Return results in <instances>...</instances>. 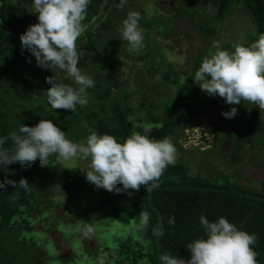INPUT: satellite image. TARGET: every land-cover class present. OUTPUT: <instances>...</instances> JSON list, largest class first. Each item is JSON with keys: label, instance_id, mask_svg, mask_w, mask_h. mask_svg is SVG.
Segmentation results:
<instances>
[{"label": "trees", "instance_id": "trees-1", "mask_svg": "<svg viewBox=\"0 0 264 264\" xmlns=\"http://www.w3.org/2000/svg\"><path fill=\"white\" fill-rule=\"evenodd\" d=\"M113 1L117 3L118 0H92L88 6L84 20L87 28L77 40L78 44L84 36L87 37L84 52L77 48L80 53L78 66H93L97 79L95 86L87 89L92 101L83 107L77 105L71 112L67 109L52 110L41 95L50 87L46 77L54 75L64 83L71 81L58 71L53 73L38 66L31 53L21 47L20 34L37 22L36 13L26 6L30 0H0V136L15 130L18 122L34 126L41 119L51 120L65 131L68 139L75 142L81 141L89 129L119 139L127 137L132 131L143 132L145 127H149V137L163 139L173 138L180 129L200 124L207 94L196 84L194 75L203 55L183 81L171 63L160 62L164 66L160 73L163 82L176 87L172 98L160 109L156 104L150 106L143 100L137 109L131 105L133 93L124 90L126 81L114 74L119 58L110 46L115 42L100 40V21L111 7L116 6H111ZM239 2L254 20L257 35L264 32V0H212L215 18L223 20L232 6ZM114 90H118L116 93H121V96H113ZM232 107L237 109L235 117H223L228 126L226 137L232 140L233 146L230 152L223 153V157H229L232 167H235L242 160L245 145L254 150L264 145V122L256 110L245 102ZM10 144L8 141L5 147ZM208 162L210 167L217 169L211 161ZM217 171L215 178H209L201 173H192L186 160L176 161L165 168L159 178V187L154 191L146 192L143 185L139 190H127L132 192V202L125 208L115 204L118 198L128 196L124 191L117 194L103 188L99 191L89 188L70 168L62 166L55 156L49 157L48 166L43 167L38 160L30 167L12 163L0 169V180L7 177L18 182L20 178H25L30 190H20L19 195H15L12 185L0 190V264H20L18 252L30 259L25 264H39L46 242H42L43 239L38 238L35 232V223L41 214L37 213L36 205L39 192L49 194L47 208L61 205L65 209L56 228L62 239L67 241L65 231H74L81 220L98 224L99 230L110 232V242L97 245L95 251L110 253L108 264H160L158 257L165 251L189 259L187 244L203 235L199 225L201 214L210 221L224 216L241 229L255 233L257 239L253 247L257 252V261L264 264V190L241 183L237 172ZM59 196L64 197L62 204L58 201ZM145 210L150 213L147 231L142 235L128 231L139 221L140 212ZM68 211H73L74 216L67 217ZM157 224H162L164 228L160 237L152 234V228ZM74 234L86 244L77 232ZM45 253L49 255L47 248Z\"/></svg>", "mask_w": 264, "mask_h": 264}, {"label": "clouds", "instance_id": "clouds-1", "mask_svg": "<svg viewBox=\"0 0 264 264\" xmlns=\"http://www.w3.org/2000/svg\"><path fill=\"white\" fill-rule=\"evenodd\" d=\"M92 0H30L31 12L36 13L37 22L29 25L20 34L22 49H27L42 68L64 73L71 83H64L57 76L46 77L50 85L43 91L47 105L53 109L75 111L76 106L88 104L90 96L87 89L95 86L94 78L78 66L80 53L77 40L86 31L84 23L88 6ZM127 0H119L117 8L123 9ZM141 13L128 10L117 27L120 38L127 42V51L138 52L144 47V30L139 24ZM232 51L222 48V42L212 41L207 55L203 57L194 79L201 91L207 95L222 97L229 105L239 104L241 100L264 109V32L250 44L236 41ZM31 62L30 60L28 61ZM237 109L229 108L221 115L227 119L235 117ZM149 127L143 132L132 131L124 138L108 133H97L89 129L79 142L67 138L49 119H41L34 126L18 122L15 130L0 136V169L12 163L30 167L35 161L40 166H48L49 157L69 161H86L80 168L86 181L97 188L114 193L124 191L129 197L143 185L146 192L159 187V178L165 168L174 165L177 148L171 138H151ZM10 141L9 147H5ZM12 185L16 190L28 191L25 178L18 182L5 177L0 180V190ZM120 185V186H117ZM150 213L142 211L139 221L128 231L142 235L148 229ZM203 235L187 244L190 258L174 256L165 251L159 255L160 264H258L254 250L256 234L249 233L226 217L210 221L203 214L199 216ZM75 232L82 238L95 236V228L89 222H80ZM152 234H164L162 224L152 228ZM110 253H103L97 264H108ZM112 255V254H111Z\"/></svg>", "mask_w": 264, "mask_h": 264}, {"label": "rangeland", "instance_id": "rangeland-1", "mask_svg": "<svg viewBox=\"0 0 264 264\" xmlns=\"http://www.w3.org/2000/svg\"><path fill=\"white\" fill-rule=\"evenodd\" d=\"M118 3L119 0L117 3L113 1L111 6ZM26 6L31 11V4ZM128 10L141 13L139 24L144 30V47L131 54L127 51V42L120 38L117 31ZM100 22H102L99 31L100 40L104 43L115 42L110 46L114 50V55L119 58L114 67V74L120 80L126 81L124 90H131L133 93L130 103L135 109L142 100L150 103V106L156 104L160 109L174 95L176 87L163 82L161 78L160 73L164 66L160 62L171 63L183 81L193 71L199 57L207 55L212 41L219 40L222 42V48L232 51L231 45L234 42L243 41L245 44H250L257 38L254 20L240 2L232 6L223 20H217L214 16L212 0H127L123 9L111 7ZM86 39L87 37L84 36L77 44L81 53L84 52ZM82 69L94 80L97 79V74H93L95 70L93 66ZM116 91L118 90H114L113 96L120 97L121 93ZM89 101L91 102L92 99ZM241 101L251 105L247 101ZM204 102L200 124L192 128L180 129L171 138L177 148L176 161L186 160L192 173H201L209 178H215L217 170L237 172V178L241 183L257 190H264V145H260L259 150H254L248 144L245 145L241 154L242 160L232 167L229 157H223V153L230 152L233 145L232 140L226 137L228 126L221 113L229 110L233 105L225 103L222 97L211 95H207ZM251 107L264 122V109H259L254 104ZM262 137L264 140V131ZM207 150L209 151L204 154L203 152ZM208 161H211L217 169L210 167ZM59 162L62 166L70 168L72 173L80 177L89 188H97L86 181L84 172L80 169L86 166V161L72 159L59 160ZM38 195L37 213L41 214L35 223V232L38 238L43 239L42 242L46 241L44 253L38 260L39 264H97V260L103 254L99 250L95 252L98 249L97 245L102 246L110 242L109 238L112 237L110 232H103L98 229V224H94L97 230L95 238H83L86 244L74 234L75 231H65L64 236L67 241L62 239V234L56 228L65 209L61 205L47 208L50 202L49 194L39 192ZM58 201L62 204L64 197L59 196ZM131 202L132 198L128 196L115 200V204L125 208L129 207ZM34 212L33 209L32 213ZM72 216H74L73 211H68L67 217ZM66 229L73 230V228ZM46 248L49 255L45 253ZM27 253L30 251L27 250ZM18 254L20 264L29 262V258L19 252Z\"/></svg>", "mask_w": 264, "mask_h": 264}]
</instances>
